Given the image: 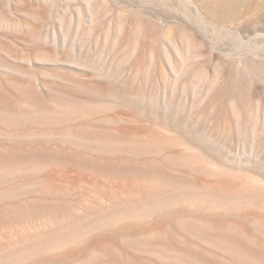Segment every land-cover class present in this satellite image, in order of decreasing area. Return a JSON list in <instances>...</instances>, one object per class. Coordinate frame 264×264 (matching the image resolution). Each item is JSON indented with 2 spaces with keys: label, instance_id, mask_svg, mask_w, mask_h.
Returning a JSON list of instances; mask_svg holds the SVG:
<instances>
[{
  "label": "rangeland",
  "instance_id": "rangeland-1",
  "mask_svg": "<svg viewBox=\"0 0 264 264\" xmlns=\"http://www.w3.org/2000/svg\"><path fill=\"white\" fill-rule=\"evenodd\" d=\"M0 264H264V0H0Z\"/></svg>",
  "mask_w": 264,
  "mask_h": 264
}]
</instances>
